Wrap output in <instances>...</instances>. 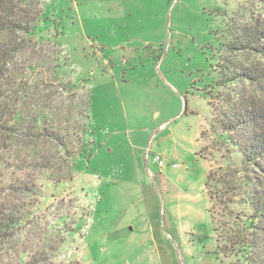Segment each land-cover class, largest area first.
I'll return each mask as SVG.
<instances>
[{
	"label": "rangeland",
	"instance_id": "obj_1",
	"mask_svg": "<svg viewBox=\"0 0 264 264\" xmlns=\"http://www.w3.org/2000/svg\"><path fill=\"white\" fill-rule=\"evenodd\" d=\"M22 10L42 14L11 68L29 83L22 106L47 107L68 148L40 135L49 167L23 147L22 164L9 154L0 164V209L16 221L0 235V264H246L227 241L251 214L237 180L260 193L264 174L244 167L234 141L250 132L226 130L224 113L264 111V80L215 83L225 68L264 70L241 47L264 29V1L22 0Z\"/></svg>",
	"mask_w": 264,
	"mask_h": 264
},
{
	"label": "trees",
	"instance_id": "obj_2",
	"mask_svg": "<svg viewBox=\"0 0 264 264\" xmlns=\"http://www.w3.org/2000/svg\"><path fill=\"white\" fill-rule=\"evenodd\" d=\"M41 16L42 14L31 17L24 12L22 10V0H0V164L7 160L8 154V158L22 164V158L14 156V153L23 147L29 154L28 160L31 165L32 163L38 164L37 162H40V166L49 167L48 160L50 162L51 160L47 157L44 158L39 152L40 150H38L40 135L46 137L51 145H55L57 148L67 152L68 143L66 137L61 136L48 123L50 116L44 111L47 107H35V109H29L28 111L22 106V100H25L22 97V73L11 70L18 64L22 56V33L24 36L37 34L38 24L36 22ZM13 34L20 35V37L12 39ZM2 39H5V41H2ZM246 41L247 45L245 42L241 45L242 50L255 51L257 55L264 57V29L253 31L251 35H248ZM233 49L237 50V48ZM241 71L236 69V71L230 72L228 68H225L224 72L219 71L221 77L215 83L216 87L227 88L234 83H238L240 79L248 81L264 80L263 69L255 72L250 69H242ZM26 81L23 82L24 87H28L29 83ZM28 92L27 89L26 93H24L27 98L30 97ZM236 96L238 95L236 94ZM241 103L244 104L243 99ZM227 105L229 106V103ZM237 110L240 112L239 115L228 116L224 113L227 117L226 122H228V126L225 129L234 131L240 128L250 132L246 145H240L238 141L234 142L238 144L244 156V167L246 165L256 166L264 174V111L255 109L253 106ZM31 112L35 113L31 114ZM235 173L240 174V170ZM209 180L214 181L213 172H210ZM237 181L239 189L246 187L249 189L243 198V205L244 207H249L251 214L246 216L242 229L248 234L245 233L240 236L239 234L242 230L239 229V233L232 238H228L227 241L232 246L240 245L239 247L244 253L243 257L246 264H264V243L261 242L264 239L258 237L259 235L256 233L257 230H263L264 232V191L259 193L255 188H260L261 185L256 187L250 178L242 176ZM25 188L30 191L27 186ZM207 192L210 203H212V194L209 190ZM210 213L216 226V233H219L220 228L215 217L213 205L210 207ZM4 216L5 212L0 209V235L4 234L5 236L15 228L16 221L13 217L5 216L6 218H4ZM218 241H221L219 237Z\"/></svg>",
	"mask_w": 264,
	"mask_h": 264
},
{
	"label": "crops",
	"instance_id": "obj_3",
	"mask_svg": "<svg viewBox=\"0 0 264 264\" xmlns=\"http://www.w3.org/2000/svg\"><path fill=\"white\" fill-rule=\"evenodd\" d=\"M165 124V123H164ZM164 124H162L161 126H160V129H161V127H163L164 126ZM168 125V124H167ZM168 127V126H167ZM167 127L166 126H164V128H162L163 130H162V132H161V134H162V138L160 139V143L159 144H162V145H166L167 143H169V142H171V136H172V134L171 133H168L169 132V129H167ZM168 131V132H167ZM150 174H152L151 172H150ZM152 177V176H151ZM152 179L150 178V181H151ZM156 181H157V179H156ZM160 183L162 184V185H164V183H166V185H167V179H165L164 178V176H162L161 177V180H160ZM160 184V185H161ZM161 236H164V234L163 233H161Z\"/></svg>",
	"mask_w": 264,
	"mask_h": 264
},
{
	"label": "built area",
	"instance_id": "obj_4",
	"mask_svg": "<svg viewBox=\"0 0 264 264\" xmlns=\"http://www.w3.org/2000/svg\"><path fill=\"white\" fill-rule=\"evenodd\" d=\"M150 158V157H149ZM154 162L162 169L166 166V161L161 155L154 156ZM173 168H176V165H173Z\"/></svg>",
	"mask_w": 264,
	"mask_h": 264
}]
</instances>
